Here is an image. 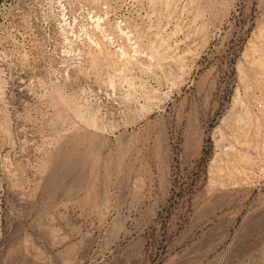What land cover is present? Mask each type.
Instances as JSON below:
<instances>
[{"label": "rangeland", "instance_id": "1", "mask_svg": "<svg viewBox=\"0 0 264 264\" xmlns=\"http://www.w3.org/2000/svg\"><path fill=\"white\" fill-rule=\"evenodd\" d=\"M0 264H264V0H0Z\"/></svg>", "mask_w": 264, "mask_h": 264}]
</instances>
